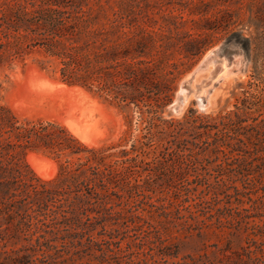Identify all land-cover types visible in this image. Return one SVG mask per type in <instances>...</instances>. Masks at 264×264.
<instances>
[{"label": "rangeland", "instance_id": "rangeland-1", "mask_svg": "<svg viewBox=\"0 0 264 264\" xmlns=\"http://www.w3.org/2000/svg\"><path fill=\"white\" fill-rule=\"evenodd\" d=\"M46 1L49 0H0V21L13 16L18 4L31 9ZM60 1L88 12L84 19L75 20L78 44L92 41L95 30L118 19L129 31V57L142 61L141 67L154 70L153 80H162V89L171 76L168 71H174L170 99L162 103L158 112L162 119H181L193 109L196 114L210 117L211 123L222 131L223 153L216 150L220 144L218 130L210 131L213 144L207 168L199 154L196 166L187 171L163 172L160 167L149 185L143 182L147 170L131 168L124 175L123 182L119 181L120 185L127 184L123 200L152 227L147 232L130 225L127 232H114L122 238L120 246L133 249V257L144 260L141 264H236L237 252H244L251 264H264V0ZM110 38L112 41L106 45L119 43L114 41L116 36ZM39 43L28 41L22 56L0 63V105L9 110L16 125L54 123L64 128L81 148L104 149L105 153H113L112 159L118 157L119 150H129L142 135L140 109L133 103L121 107L95 87L62 81L59 58L46 53ZM90 48L94 50L95 44ZM96 65L91 62V66ZM214 65H222L223 70L211 78ZM31 70L75 88L87 100L98 103L102 112L90 111L100 120L99 132L95 136L84 135L67 121L66 111L75 94H29L25 85ZM185 82L192 92L181 94ZM243 90L256 94L260 100L246 109V121L242 123L248 127L256 125V130L231 126L227 120L220 124L222 115L234 110L236 103L241 104ZM140 106L146 117L147 107ZM233 132L243 133L244 139V135L251 136L241 160H236L231 152ZM87 153L69 154L66 150L57 157L45 147L30 146L23 151L21 160L28 177L52 181L60 161H77ZM32 155L50 160L55 165L53 174L43 176L30 159ZM185 187L190 188V199L181 194ZM205 191H209L207 199L212 193L219 199L211 200L209 207L202 204L199 208L193 197ZM202 208L212 212L213 224H206L208 214L198 211ZM217 216L222 226L214 223ZM23 243L22 236L12 237L10 229L0 227V264H12L4 257L13 255L10 251ZM108 247L118 251L116 246ZM124 261L125 257L117 255L100 259L96 252L91 257L56 264H125Z\"/></svg>", "mask_w": 264, "mask_h": 264}, {"label": "trees", "instance_id": "trees-1", "mask_svg": "<svg viewBox=\"0 0 264 264\" xmlns=\"http://www.w3.org/2000/svg\"><path fill=\"white\" fill-rule=\"evenodd\" d=\"M87 15L86 10H76L60 0L32 5L31 9L18 4L13 16L0 21V63L22 56L28 41H40L46 53L59 58L62 81L95 87L121 107L135 104L140 109L142 135L129 150H119L118 157L112 159L113 153H105L104 149L81 148L64 128L54 123L16 125L9 110L0 105V227L10 229L12 237L22 236L24 240L19 248L10 251L13 255L4 257L12 264L66 263L96 252L100 259L117 255L125 257V264H141L144 260L133 257V249L122 248V238L114 232H127L130 225L149 232L152 224L123 200L127 184L120 185L119 181L131 168H141L147 170L143 182L149 185L160 167L163 172L187 171L196 166L199 154L205 168L210 163V131L217 129L210 117L196 114L193 109L181 119H162L158 114L162 103L170 99L174 71H168L171 76L162 89V80H153L154 70L141 67L142 61L129 57V31L118 19L95 30L92 41L78 44L75 20ZM110 36H116L114 41L119 43L106 45ZM93 44L95 49L91 50ZM92 61L97 65L91 66ZM243 93L241 104L236 103L234 110L222 115L220 124L227 120L231 126L256 130V125L248 127L242 123L246 121V109L259 104V97L248 90ZM141 104L147 107L146 117ZM217 130L220 144L216 150L223 153L222 131ZM241 134L233 132L230 137L234 140L231 152L236 160L244 157L246 144L251 140L250 135H244V139ZM30 146L45 147L57 157L66 150L69 154L88 153L77 161H60L54 180L39 181L28 177L21 160L23 151ZM189 191L185 187L181 194L190 199ZM208 193L194 196V205L209 207L211 200L219 199L215 193L207 199ZM198 211L208 214L206 224H213L212 212L204 208ZM214 223L222 226L218 216ZM108 246H116L118 251ZM236 256V264H251L244 252H237Z\"/></svg>", "mask_w": 264, "mask_h": 264}, {"label": "bare ground", "instance_id": "bare-ground-1", "mask_svg": "<svg viewBox=\"0 0 264 264\" xmlns=\"http://www.w3.org/2000/svg\"><path fill=\"white\" fill-rule=\"evenodd\" d=\"M222 67H223L222 65H214L213 69L210 72L211 73L210 77L211 78L216 77L218 73H220L223 70ZM224 73H222V75H225ZM185 83L186 84H184V86L186 87V89H188L187 93L192 92V88H190L189 83L188 82ZM25 86H26L25 90H27L29 94L33 93L37 95L38 94L43 95L48 93L51 94L52 92L59 93V91H62V93L65 92L68 95L75 94V96L72 98L73 100H71V103L66 111L65 117L67 121L71 124L72 127L74 125L76 129H79L80 131L84 132L83 133L84 135L86 133V135L90 134L92 136H95L97 132H99L100 120L98 117H95V115L92 114L90 109H94L95 111L102 112L101 106H99L98 103H96L95 101L87 100L86 96H83L82 93H80L77 89L68 88L65 85L60 84L58 82L50 81L43 74L35 70H31L28 73ZM30 159L32 160L34 165L38 167L39 172L43 176L44 175L51 176V174H53L52 172L55 170L54 169L55 165L50 160H47L45 158L36 155H32Z\"/></svg>", "mask_w": 264, "mask_h": 264}, {"label": "water", "instance_id": "water-1", "mask_svg": "<svg viewBox=\"0 0 264 264\" xmlns=\"http://www.w3.org/2000/svg\"><path fill=\"white\" fill-rule=\"evenodd\" d=\"M188 92V89H186V87L184 86V84L181 86L180 88V93L181 94H186Z\"/></svg>", "mask_w": 264, "mask_h": 264}]
</instances>
